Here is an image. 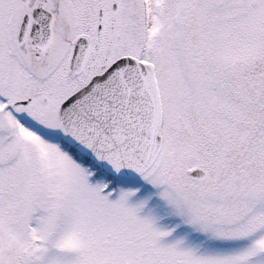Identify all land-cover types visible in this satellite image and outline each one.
<instances>
[{"label":"snow or ice","instance_id":"snow-or-ice-1","mask_svg":"<svg viewBox=\"0 0 264 264\" xmlns=\"http://www.w3.org/2000/svg\"><path fill=\"white\" fill-rule=\"evenodd\" d=\"M0 264H264V0H0Z\"/></svg>","mask_w":264,"mask_h":264}]
</instances>
